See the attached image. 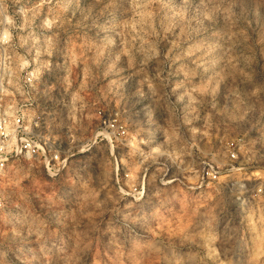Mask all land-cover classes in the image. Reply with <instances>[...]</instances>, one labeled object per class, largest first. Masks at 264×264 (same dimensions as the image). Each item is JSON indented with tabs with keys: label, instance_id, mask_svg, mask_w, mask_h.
Instances as JSON below:
<instances>
[{
	"label": "rangeland",
	"instance_id": "rangeland-1",
	"mask_svg": "<svg viewBox=\"0 0 264 264\" xmlns=\"http://www.w3.org/2000/svg\"><path fill=\"white\" fill-rule=\"evenodd\" d=\"M23 104L60 161L0 176V264H264V0H0Z\"/></svg>",
	"mask_w": 264,
	"mask_h": 264
},
{
	"label": "built area",
	"instance_id": "built-area-1",
	"mask_svg": "<svg viewBox=\"0 0 264 264\" xmlns=\"http://www.w3.org/2000/svg\"><path fill=\"white\" fill-rule=\"evenodd\" d=\"M31 82L30 76H23L24 87L30 86ZM23 107L25 104L14 105L11 109L0 105V176L8 163L20 157L26 159L43 157L48 171L60 161L59 153L41 138L39 133L41 120L38 115L33 113V119H29ZM102 123L105 124L104 121ZM107 124L112 131L123 133L115 121H108ZM207 175L214 177L210 173Z\"/></svg>",
	"mask_w": 264,
	"mask_h": 264
},
{
	"label": "bare ground",
	"instance_id": "bare-ground-1",
	"mask_svg": "<svg viewBox=\"0 0 264 264\" xmlns=\"http://www.w3.org/2000/svg\"><path fill=\"white\" fill-rule=\"evenodd\" d=\"M88 147H89V144H88V145H85V146H83V149L87 150V149H88ZM83 152H84L83 150H79L77 153H74V154H72L71 156H73V155H76V154H79V153H83Z\"/></svg>",
	"mask_w": 264,
	"mask_h": 264
}]
</instances>
